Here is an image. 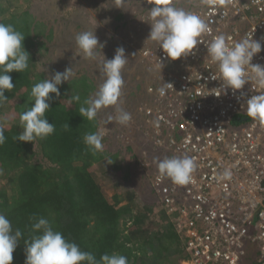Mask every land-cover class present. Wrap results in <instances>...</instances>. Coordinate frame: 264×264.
Instances as JSON below:
<instances>
[{"label":"trees","instance_id":"trees-1","mask_svg":"<svg viewBox=\"0 0 264 264\" xmlns=\"http://www.w3.org/2000/svg\"><path fill=\"white\" fill-rule=\"evenodd\" d=\"M29 2L0 0V22L12 24L25 35L24 46L31 56L26 71L10 74L14 88L5 92L8 100L0 105V127L6 137L0 144V213L9 219L13 231L19 229L22 233L13 264H25V241L41 234L33 229L39 217L49 219L68 242L76 243L97 260L115 253L126 256L128 264H183L188 258L184 243L154 193L153 175L148 168L140 166L149 180L144 186L145 196L140 188L130 185L132 171L115 183L112 195L106 193L102 171L109 176V172H121L125 157L105 145L109 139L102 135L104 127H100L97 116L89 121L79 114L84 101L94 98L98 91V84L85 70L72 72L69 80L59 86V97L51 95L46 118L55 125L52 135L32 144L14 139L23 130L20 114L34 103L32 87L57 71L64 72V68L55 70L50 66L54 64L53 55L48 56L44 40H52L54 32L31 12L33 5ZM125 12L119 5L111 9L117 20H124ZM121 29L113 27V31ZM104 48L100 52L107 57L109 49ZM75 96L80 97L79 101L72 99ZM66 123L70 130H65ZM120 127L123 134L125 126ZM96 132L103 137V151L93 155L84 136ZM147 144L153 145L152 140ZM151 151L156 154L149 161L158 165L160 152L155 147ZM105 161L112 164L105 168Z\"/></svg>","mask_w":264,"mask_h":264},{"label":"built area","instance_id":"built-area-1","mask_svg":"<svg viewBox=\"0 0 264 264\" xmlns=\"http://www.w3.org/2000/svg\"><path fill=\"white\" fill-rule=\"evenodd\" d=\"M193 5L209 29L194 54L171 61L160 47L143 52L156 65L170 66L164 83L173 84L163 96L158 91L163 85L149 88L155 98L143 115L160 158L186 155L196 168L181 186L161 177L153 162L144 166L184 243L183 264H264V127L247 117L246 105L264 88L252 82L235 95L231 89L223 94L218 63L207 54L219 35L229 47L245 37L264 41V0ZM252 63L264 65V50ZM225 170L230 179L221 178Z\"/></svg>","mask_w":264,"mask_h":264},{"label":"clouds","instance_id":"clouds-1","mask_svg":"<svg viewBox=\"0 0 264 264\" xmlns=\"http://www.w3.org/2000/svg\"><path fill=\"white\" fill-rule=\"evenodd\" d=\"M205 4H212L214 0H203ZM223 2V0H221ZM151 18L150 32L146 41L159 42L160 46L148 47L163 50L171 61H178L194 54L200 45L203 34L209 31L208 25L199 15L177 8L174 0H152V7L148 10ZM25 35L16 30L12 24L0 22V105L8 98L5 92L14 88L13 72L23 73L29 67L30 53L24 46ZM76 44L85 59H95L99 52H103L105 45L101 43L95 32L84 31L76 36ZM264 50V41L253 37L243 38L234 46L229 47L223 35L213 38L207 45V54L212 61L217 62L222 78L223 94L231 89L233 95L244 89L246 84L254 82L264 88V65L253 64L254 57ZM104 56V54H103ZM128 63L125 49H116L112 59L104 56L103 74L106 77L95 94L79 108V114L89 121L94 120L102 108L115 107L119 104L124 86L122 70ZM161 63L158 66H164ZM251 69L254 76L249 78L247 69ZM167 70H164V76ZM72 75V67L65 68L64 72H55L50 79L36 83L31 90L34 101L32 107L20 114L22 132L14 139L18 142L31 143L36 139L46 138L55 131V125L49 123L46 112L50 110L51 95L60 96L59 86L67 82ZM159 79L145 89L143 108L149 106L155 95L149 88H159L163 96L166 89L173 88V84L164 83L165 78ZM216 80L215 74L211 75ZM164 83V84H163ZM217 97L221 94H217ZM79 101L80 97H72ZM247 117L264 127V93L252 95L246 99ZM116 120L126 126L131 121V115L117 107ZM144 118V115H143ZM109 117V121H111ZM145 119V118H144ZM65 130H70L68 123ZM102 135L99 132L88 133L84 136V143L88 150L96 155L103 151ZM6 140L4 129L0 127V144ZM34 146V145H33ZM156 154V152H154ZM196 168L195 161L188 156L171 157L158 161V171L161 177L170 179L176 185H186L192 179ZM231 172L225 170L222 179H230ZM33 229L40 235L34 236L31 241H25V264H128L127 257L120 254L102 255L99 260L89 252L82 251L73 242H68L60 231L54 230L49 219L39 217L33 224ZM22 233L19 229L13 231L9 219L0 213V264H13V253L16 251Z\"/></svg>","mask_w":264,"mask_h":264},{"label":"rangeland","instance_id":"rangeland-1","mask_svg":"<svg viewBox=\"0 0 264 264\" xmlns=\"http://www.w3.org/2000/svg\"><path fill=\"white\" fill-rule=\"evenodd\" d=\"M28 1L33 5L31 12L44 21L50 29H53V39L44 41L47 44L48 56L49 54L53 55L54 64L52 63L50 66L55 70L63 68L65 70L68 67L73 68L72 72H76L77 69L85 70L98 84L99 89L106 79L103 74L104 56L99 52L95 59H85L76 44V36L84 31L95 32L99 41L107 47L104 49H109L105 52L107 59L113 58L117 48L125 49L128 63L122 70L124 86L119 104L115 107L102 108L97 113L100 127H104L101 130L102 135L109 139L105 145L108 148L111 145V149H113L111 151H121L125 157V163L121 172H109V176L102 171V176L106 193L112 195L111 193L116 187L115 183L122 182L125 174L132 171L130 185L140 188L145 196L144 186L148 185L149 180L142 173L140 166L154 156L152 151L149 152L154 150V146L147 144L151 139V133H149L148 125L143 118L141 107L146 87L163 79L164 70L170 69L169 65L158 66L143 56L144 50L148 47L160 46L159 42L146 41L150 32L151 18L148 10L152 7V0ZM174 2H176L177 8H183L185 11L195 14L200 12L193 5L194 0H174ZM118 5L120 9H126L124 20L115 19L117 15L111 13V9ZM115 26L122 27V29L113 31ZM48 33L47 30L46 35ZM108 36L112 38V41H107L110 40ZM107 42H110V45L106 46ZM40 64L42 66V63ZM117 107L131 115V121L124 127L123 134L120 132L121 124L116 120ZM109 117L112 118L111 121H109ZM109 164L112 163L105 161L103 165L106 168Z\"/></svg>","mask_w":264,"mask_h":264}]
</instances>
